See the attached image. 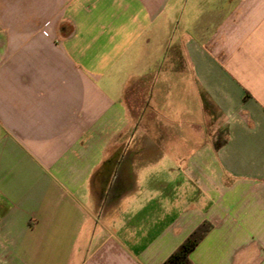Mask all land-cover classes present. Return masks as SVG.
I'll use <instances>...</instances> for the list:
<instances>
[{"label":"crops","instance_id":"0c3cea01","mask_svg":"<svg viewBox=\"0 0 264 264\" xmlns=\"http://www.w3.org/2000/svg\"><path fill=\"white\" fill-rule=\"evenodd\" d=\"M155 152L177 192L136 188ZM204 221L193 264H264V0H0V264H163Z\"/></svg>","mask_w":264,"mask_h":264},{"label":"rangeland","instance_id":"374dc122","mask_svg":"<svg viewBox=\"0 0 264 264\" xmlns=\"http://www.w3.org/2000/svg\"><path fill=\"white\" fill-rule=\"evenodd\" d=\"M134 98V92H129L127 95V99H129V102H132L131 100ZM134 102V101H133ZM132 102V104H134ZM134 121V117L132 118ZM220 135H223L220 134ZM124 147L120 152L121 159L123 160L124 167H127L129 165L130 160H134V148L136 144L134 142V129L132 132L124 135L123 139ZM143 144V143H141ZM176 153H179L180 151H183L184 149L181 148H175ZM173 152V151H172ZM172 152L164 154H158L155 152V155H151L153 158L149 157L151 159L150 162H147V165L138 166V171L141 175L140 180L138 181L136 188L139 189H147V190H157L162 189L164 184L169 185V190H172L174 192H177V187L174 188V186H177L178 182H182L183 178L180 176L182 171L180 170L178 165L172 164V160L174 155ZM171 160V161H170ZM143 167V168H141ZM179 193V192H178Z\"/></svg>","mask_w":264,"mask_h":264},{"label":"trees","instance_id":"16d2710c","mask_svg":"<svg viewBox=\"0 0 264 264\" xmlns=\"http://www.w3.org/2000/svg\"><path fill=\"white\" fill-rule=\"evenodd\" d=\"M214 225L209 221L200 224L188 238L165 260L163 264H193L191 253L202 240L212 231Z\"/></svg>","mask_w":264,"mask_h":264}]
</instances>
